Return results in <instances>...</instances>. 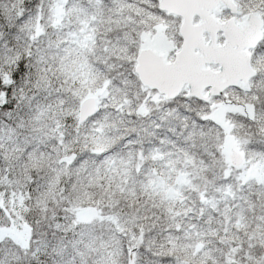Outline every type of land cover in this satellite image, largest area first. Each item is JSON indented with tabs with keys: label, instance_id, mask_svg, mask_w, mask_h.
I'll return each mask as SVG.
<instances>
[{
	"label": "snow or ice",
	"instance_id": "snow-or-ice-1",
	"mask_svg": "<svg viewBox=\"0 0 264 264\" xmlns=\"http://www.w3.org/2000/svg\"><path fill=\"white\" fill-rule=\"evenodd\" d=\"M0 264H264V0H0Z\"/></svg>",
	"mask_w": 264,
	"mask_h": 264
}]
</instances>
